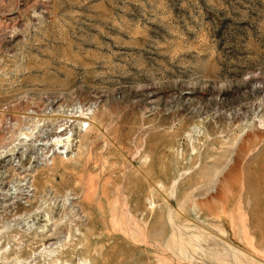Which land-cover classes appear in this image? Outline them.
<instances>
[{
    "label": "rangeland",
    "instance_id": "374dc122",
    "mask_svg": "<svg viewBox=\"0 0 264 264\" xmlns=\"http://www.w3.org/2000/svg\"><path fill=\"white\" fill-rule=\"evenodd\" d=\"M0 264H264V0H0Z\"/></svg>",
    "mask_w": 264,
    "mask_h": 264
},
{
    "label": "bare ground",
    "instance_id": "6f19581e",
    "mask_svg": "<svg viewBox=\"0 0 264 264\" xmlns=\"http://www.w3.org/2000/svg\"><path fill=\"white\" fill-rule=\"evenodd\" d=\"M65 130H66V129L62 130L60 133H62V132L65 131ZM62 134H63V133H62ZM62 137H63V135H61V134L58 135V134H57V137H56V138H59L58 141H59L60 143L62 142V140H61Z\"/></svg>",
    "mask_w": 264,
    "mask_h": 264
}]
</instances>
